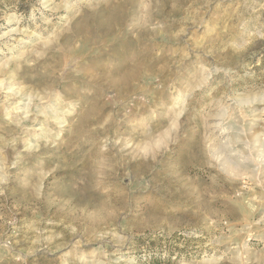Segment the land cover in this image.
Here are the masks:
<instances>
[{
  "label": "rangeland",
  "instance_id": "rangeland-1",
  "mask_svg": "<svg viewBox=\"0 0 264 264\" xmlns=\"http://www.w3.org/2000/svg\"><path fill=\"white\" fill-rule=\"evenodd\" d=\"M236 2L212 0L205 5L204 0H166L134 34L127 23L141 17L142 0L80 5L81 13L87 14L82 26L76 29L74 22L76 36L60 37L62 48L51 55L64 65L66 99L78 93L95 112L107 115L114 109L121 118L113 125L108 148L119 162L104 177L89 174L78 161L65 163L82 156V145L95 135L89 129L97 117L89 112L81 122L79 141L53 148L41 140L39 151L31 156L24 151V141L35 143L34 137L42 135L38 130L45 125L43 117L35 128L5 133L8 143L0 157V177L7 173L8 182L0 197V215L4 216L0 249L24 259L8 258L0 264H89L94 253L105 264H229L217 257L233 245L242 247L246 264H264V210L252 213L242 206L241 198L235 196L242 182L209 188L203 169L189 163L179 145L156 160L145 161L130 151L121 154L139 115L146 106H162L167 89L179 77L217 60L223 61L217 66H233L228 59L232 49L207 55L206 47L212 39L210 32L229 26L225 11ZM34 9L48 15L42 0H0V31L16 26V20L8 23L13 13L29 25ZM72 11L71 7L62 9L54 23L63 27L61 22L71 18ZM52 31L49 27L45 36ZM258 58L261 62L256 65ZM235 72L240 76L255 73L264 82V39L249 45V55L235 65ZM3 111L0 108V114ZM6 123L0 118V124ZM40 161L45 171L53 162L62 167L45 179L42 196L36 200L22 180L26 166ZM81 179L86 189L78 183ZM210 214H214L213 221L206 226ZM226 236L232 237L228 244L215 243ZM81 255L86 259H80Z\"/></svg>",
  "mask_w": 264,
  "mask_h": 264
},
{
  "label": "clouds",
  "instance_id": "clouds-1",
  "mask_svg": "<svg viewBox=\"0 0 264 264\" xmlns=\"http://www.w3.org/2000/svg\"><path fill=\"white\" fill-rule=\"evenodd\" d=\"M94 2L98 3V0H42V7L48 15L34 9L30 24L25 26L21 23L23 17L13 13L8 23L16 20V26L0 31V98H3L0 108H4L0 118L7 122L0 124V144L3 145L0 146V157H3L8 143L5 133L35 128L41 117L45 121L38 130L42 135L34 137L35 143L33 139L24 141V151L30 156L39 151L41 140L45 146L53 148L76 143L83 131L81 122L89 112L97 117L89 129L95 135L82 145V156H75L73 161L65 163L78 161L85 165L89 174L99 177L111 175L114 171L119 161L108 148L112 142L113 125L121 118L114 109L107 115L95 112L78 93L76 97L66 99L62 84L64 65L51 55L61 50L60 37L76 36L74 22L76 29L82 26L87 14L81 13L80 5H93ZM165 2L142 0L144 11L141 17L131 23L125 21L127 27L134 34V29L147 22ZM211 2L204 0L205 5ZM68 7L73 9L71 18L61 22L63 27H60L59 23H54L56 14ZM37 12H40L39 16ZM225 16L229 26L222 32L209 33L212 39L206 47V54L232 49L228 52V59L233 66H217L223 64L222 60H217L179 77L167 89L162 106L156 109L146 106L145 113L139 115V123L121 154L127 155L130 151L142 155L145 161L149 158L156 160L162 152H170L173 146L179 145L185 150L188 162L203 169L209 188L242 182L241 190L236 191L235 196L241 198L242 206L255 213L264 210V82H259L255 73L240 76L235 72V65L247 58L249 45L255 39H264V0H237L235 7L225 11ZM49 27L53 31L45 36ZM235 39L243 42L234 43ZM260 62L258 58L256 65ZM16 143L15 139L11 141L13 147ZM85 148L88 149L86 153L83 152ZM93 148L100 151L92 152ZM225 161L229 163L225 164ZM60 167L61 164L53 162V166L45 171L43 161L26 166L22 182L39 200L45 179ZM7 182L5 173L0 177V197L5 195ZM78 183L87 188L85 179ZM213 215L205 220L206 226H211L209 222L213 221ZM3 219L4 216L0 215V220ZM231 239L226 236L215 243L228 244ZM95 257L94 253L89 264H105L104 260ZM8 258L18 262L24 259L0 249V261ZM80 259L86 257L81 255ZM217 260L246 264L247 257L240 245H233Z\"/></svg>",
  "mask_w": 264,
  "mask_h": 264
},
{
  "label": "bare ground",
  "instance_id": "bare-ground-1",
  "mask_svg": "<svg viewBox=\"0 0 264 264\" xmlns=\"http://www.w3.org/2000/svg\"><path fill=\"white\" fill-rule=\"evenodd\" d=\"M121 21V20H120ZM174 184H176V183H174ZM177 190V189H176ZM178 194V193H177ZM167 195V194H166ZM152 200V199H151ZM154 201V200H153ZM153 203V202H152ZM102 204V203H101ZM155 204V203H154ZM152 208V207H151ZM157 208V207H156Z\"/></svg>",
  "mask_w": 264,
  "mask_h": 264
}]
</instances>
